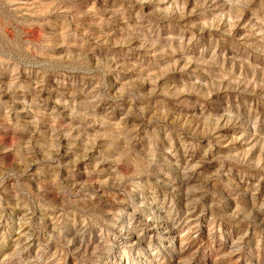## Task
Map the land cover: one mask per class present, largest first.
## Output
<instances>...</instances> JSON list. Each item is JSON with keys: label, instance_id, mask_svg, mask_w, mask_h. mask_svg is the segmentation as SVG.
<instances>
[{"label": "rangeland", "instance_id": "rangeland-1", "mask_svg": "<svg viewBox=\"0 0 264 264\" xmlns=\"http://www.w3.org/2000/svg\"><path fill=\"white\" fill-rule=\"evenodd\" d=\"M0 264H264V0H0Z\"/></svg>", "mask_w": 264, "mask_h": 264}]
</instances>
